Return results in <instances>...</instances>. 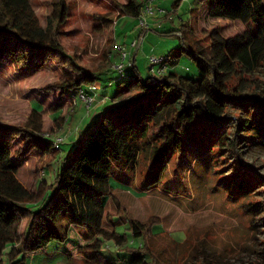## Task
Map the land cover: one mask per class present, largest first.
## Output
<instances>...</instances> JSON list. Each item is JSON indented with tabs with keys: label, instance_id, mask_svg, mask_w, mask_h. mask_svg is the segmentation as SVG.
<instances>
[{
	"label": "trees",
	"instance_id": "16d2710c",
	"mask_svg": "<svg viewBox=\"0 0 264 264\" xmlns=\"http://www.w3.org/2000/svg\"><path fill=\"white\" fill-rule=\"evenodd\" d=\"M200 1L208 6L210 17L240 20L247 28L230 37L214 29L209 56L190 42L187 25L186 29L162 32L181 34L185 46L174 57L184 53L193 59L198 80L168 70L162 76L144 79L133 54V65L126 69V76L121 78L119 74L121 79L129 78L127 86L119 87L112 98L119 102L102 111V118H95L75 142V153L71 158L65 156L57 168L50 184L52 195L47 199V181L42 178L37 189H29L19 178L20 167L12 157L13 142L19 136L27 139L28 151L36 149L47 154L56 148L55 140L41 132L38 108L33 109L26 126L0 120V262L6 256L8 264H27L31 254L45 250L51 242H66L69 226L64 228L60 218L67 215L71 224L83 226L88 232L91 241L78 251L90 261L115 264L102 253L104 241L114 240L118 248L131 255L125 264H157L148 243L156 223L147 224L131 215L114 196L116 187L112 184L118 169L136 162L137 142L152 134L157 144L152 146L149 188L162 183L172 156L189 145L210 149V153L215 146L227 145L229 155L238 162L231 168L230 181L236 183V192H250L252 183L245 174L249 168L243 171L240 144L248 140L264 147V96L244 93L249 88L247 77L264 63V0ZM142 6L141 0H129L121 6L120 14L137 17ZM67 13L65 0H57L43 26L30 0H0V62L10 61L20 70H27L58 55L67 56L65 64L73 65L81 74L57 83L62 94L113 79V67L102 72L87 71L64 53L57 30ZM131 68L137 73L132 75ZM110 200L117 206L115 215H128L131 232L135 238H143V245L127 246L128 238L118 233L114 215L110 216L113 227L105 226ZM39 202L43 205L34 211L32 205ZM196 263L215 264L202 259Z\"/></svg>",
	"mask_w": 264,
	"mask_h": 264
},
{
	"label": "rangeland",
	"instance_id": "374dc122",
	"mask_svg": "<svg viewBox=\"0 0 264 264\" xmlns=\"http://www.w3.org/2000/svg\"><path fill=\"white\" fill-rule=\"evenodd\" d=\"M30 2L40 23L46 26L57 0ZM65 2L68 13L57 30V38L64 53L87 71L102 72L110 69L113 64L111 56L116 55L115 43L118 42L115 33L122 39L130 35L125 40L127 42L136 35L135 25L137 30L140 29L136 19L128 18L124 24H120L121 21L116 23L119 18L122 19L121 6L129 0ZM174 2L176 0L167 1V7H164L166 13L151 18L149 30L141 37L136 66L144 79L152 76L149 57L160 55H171L168 57V71L195 80L200 78L193 59L184 53L180 58L174 57L185 46L181 34L162 33L171 25L185 28L180 25L181 18H185L184 23H187L186 19L190 16V0L183 2L179 10L173 7ZM207 11L208 6L204 5L190 17L192 23L188 36L191 43L209 56L210 33L214 29L230 37L241 33L247 26L240 20L210 17ZM173 19L174 24L170 21ZM66 60L67 56L58 55L41 65H31L27 70H20L10 61L0 62V120L7 124L26 126L33 109L38 108L41 115L39 123L44 135L53 140L60 135L68 136L58 149L47 154L36 149L28 151L27 139L23 136L15 138L13 142L12 157L19 164V178L33 190L37 189L42 178L46 180V199L52 195L50 184L57 168L65 156L71 158L75 153L77 144L69 142L74 141L77 132H85L81 128L91 116L94 119L102 118V111L93 114L91 108L88 113L85 106L74 104L78 90L62 94L56 88L61 79L77 78L81 74L73 65L65 64ZM130 71L132 75L137 73L134 68ZM112 73L113 79L100 81L101 89L113 81L110 100L119 87H126L129 81V78L121 79L118 71ZM247 78L245 84L249 88L244 93L252 92L263 97L264 63ZM237 82L238 79L233 81L234 84ZM117 100L116 103L119 102ZM234 112L239 113L236 110ZM90 122L92 124L93 121ZM73 133L76 135L69 140ZM231 133L229 136L232 137ZM156 139L152 134L137 142L136 162L129 168L118 169L112 184L116 187L114 196L131 215L147 224L156 223L148 243L157 264H197L201 259L215 264L264 263V147L255 142L249 143L248 140L240 144V158L246 165H242L243 171L249 168L245 172L246 180L252 183L250 192L245 195L236 192V183L230 181L231 168L238 162L233 155H229L227 145L215 146L213 153H210V149L189 145L172 156L162 183L149 188L152 146L157 144ZM43 202L32 205V209L39 210ZM106 213L109 217L104 222L105 226L113 227L110 216L114 215L118 233L128 238L127 246L137 248L143 245V238L133 236L127 221L128 215H125L127 218L123 214L122 217L115 215L117 206L111 200L107 204ZM60 222L64 228L69 226L68 240L51 242L45 250L32 254L27 264H98L78 251L80 246L91 241L86 229L71 224L67 215H63ZM25 224L26 221L23 222L22 231ZM102 253L107 259L114 260L115 264H125L131 258L125 249L118 248L114 240L104 241ZM0 264H8L6 256Z\"/></svg>",
	"mask_w": 264,
	"mask_h": 264
},
{
	"label": "built area",
	"instance_id": "2783aa9c",
	"mask_svg": "<svg viewBox=\"0 0 264 264\" xmlns=\"http://www.w3.org/2000/svg\"><path fill=\"white\" fill-rule=\"evenodd\" d=\"M158 0H144L143 6L141 8V14L137 16L139 21L140 31L138 35L130 42L129 48L120 42L115 43V52L111 57L113 58V69L118 71L120 77L126 76V69L133 65V50H137L141 45V37L143 32L149 30L150 19L154 17L162 16L166 13V10L162 8ZM168 61L167 55L160 56H150V69L152 76L159 77L162 76L166 71V63ZM96 85H90L87 87H82L78 90L79 100L86 104L88 108L93 106L96 101ZM65 135L57 136L55 140V147L58 149L60 144L66 141Z\"/></svg>",
	"mask_w": 264,
	"mask_h": 264
},
{
	"label": "crops",
	"instance_id": "0c3cea01",
	"mask_svg": "<svg viewBox=\"0 0 264 264\" xmlns=\"http://www.w3.org/2000/svg\"><path fill=\"white\" fill-rule=\"evenodd\" d=\"M142 1V0H141ZM167 1L168 0H163V2H158V4L162 7V8H164V7H167ZM187 0H176V2H174V5H173V7L174 8H176V10H179L180 9V6H181V4L183 3V2H186ZM190 3H191V6H190V8H191V13H190V16H188L187 17V19H186V21H187V23H184L185 22V18H181V22L182 23H180V25L182 26H185V25H187L188 26V29L190 30V26H191V23H192V21H191V19L192 18H190L191 16H193V14L196 12V11H198V10H200V9H202V7L204 6V5H206L205 3H202L200 0H190ZM168 10V9H167ZM176 15H177V13H176ZM122 19L120 20V18L116 21V23H118L119 21H121L120 22V24H124L123 22L124 21H127L128 20V18H132V19H136V20H138L137 19V17H132V16H127V15H123L122 17H121ZM175 19V18H174ZM174 19L173 20H170V21H174ZM152 19H150V21H151ZM169 23V22H168ZM173 24H174V22H173ZM159 26V25H158ZM169 27V26H168ZM170 29H172V30H174V29H179V28H181V27H174L173 25H171L170 27H169ZM165 29V31L166 30H170V29ZM135 30H134V34H136L135 35V37L137 36V33L140 31L139 29L137 30V26L135 25V28H134ZM184 29H186V28H184ZM145 33H146V31H145ZM144 33V34H145ZM143 34V35H144ZM115 37H116V39L118 40V42H120V43H122V44H124L125 46H127V47H129V45H130V42L135 38V37H132V39L130 40V41H127V42H125V40H128V38H130V35L128 36V38H127V36L124 38V39H122V38H120L119 37V35L117 34V33H115ZM139 50V47H138V49H137V51ZM136 51V50H135ZM183 55V54H182ZM180 58V57H179ZM178 60H180V59H178ZM170 62V61H169ZM170 64V63H169ZM168 64V61H167V63H166V67H167V70H168V68H169V65ZM175 67H177L178 68V66H175ZM87 88H88V86H86ZM100 88V85L98 84V86H97V88H96V90H95V93H96V101H95V103L93 104V106H91L90 108H88L87 107V105L86 104H84V103H82L80 100H79V98H76V100H74V104L76 105V104H78V103H80V105H83V106H85L86 108H87V110H88V113L90 112V110L89 109H91V108H93V114H94V112L96 111V113L97 114H99L101 111H104L106 108H108V107H112L114 104H116V101L114 100V101H112V98H111V100H110V92L113 90L112 88H113V81H110V82H108L107 84H105V86H103V88L101 89H99ZM100 90L102 91L101 93H99L100 92ZM103 97V98H102ZM88 115H90V114H88ZM92 119V120H91ZM90 121H94V118H92V116L89 118V121L88 122H86L85 124H84V126L81 128V129H83V130H85V132L83 133V131H81V133L80 132H77V136L74 138V141H70L69 143H75V142H77L78 141V139L79 138H82V136L86 133V131L91 127V122ZM79 129H80V127H78ZM82 134V135H81ZM76 135V133H73V135H71V137L69 136V140L71 139V138H73L74 136ZM66 136V135H65ZM67 137V139H68V136H66ZM53 150H56V149H53ZM54 179V178H53ZM27 222V221H26ZM26 225V224H25ZM25 229V228H24ZM22 232H24V230L22 231ZM34 254V253H33ZM32 255V254H31ZM30 255V256H31ZM29 256V257H30Z\"/></svg>",
	"mask_w": 264,
	"mask_h": 264
},
{
	"label": "water",
	"instance_id": "95a60500",
	"mask_svg": "<svg viewBox=\"0 0 264 264\" xmlns=\"http://www.w3.org/2000/svg\"><path fill=\"white\" fill-rule=\"evenodd\" d=\"M137 50L134 52V57L136 56Z\"/></svg>",
	"mask_w": 264,
	"mask_h": 264
}]
</instances>
